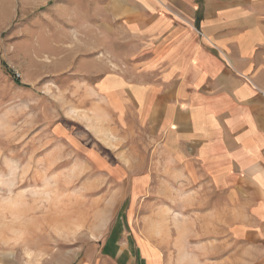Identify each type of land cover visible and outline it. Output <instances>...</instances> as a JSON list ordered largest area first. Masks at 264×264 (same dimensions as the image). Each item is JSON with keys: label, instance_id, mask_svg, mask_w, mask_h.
I'll list each match as a JSON object with an SVG mask.
<instances>
[{"label": "crops", "instance_id": "1", "mask_svg": "<svg viewBox=\"0 0 264 264\" xmlns=\"http://www.w3.org/2000/svg\"><path fill=\"white\" fill-rule=\"evenodd\" d=\"M14 3L0 0L2 14ZM53 10L74 36L55 42L58 55L89 54L106 119L145 149L121 158L185 193L151 231L125 216L73 264H264V0H57Z\"/></svg>", "mask_w": 264, "mask_h": 264}, {"label": "rangeland", "instance_id": "2", "mask_svg": "<svg viewBox=\"0 0 264 264\" xmlns=\"http://www.w3.org/2000/svg\"><path fill=\"white\" fill-rule=\"evenodd\" d=\"M56 1L18 0L16 14L0 8V264H73L125 216L135 232L147 223L151 231L152 217L177 197L160 175H139L141 161L121 158L129 146L133 155L145 149L123 135L116 115L106 119L89 54L53 47L74 39L60 30Z\"/></svg>", "mask_w": 264, "mask_h": 264}]
</instances>
